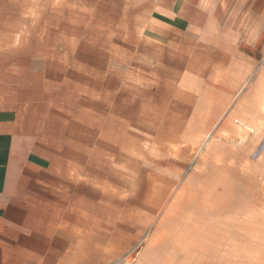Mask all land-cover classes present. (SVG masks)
Instances as JSON below:
<instances>
[{
  "label": "rangeland",
  "instance_id": "374dc122",
  "mask_svg": "<svg viewBox=\"0 0 264 264\" xmlns=\"http://www.w3.org/2000/svg\"><path fill=\"white\" fill-rule=\"evenodd\" d=\"M143 12L141 0H0V81L53 108L56 133L71 139L102 88L103 134L115 144L104 155L134 162L104 180L117 214L93 264H139L155 234L177 240L174 264H264V91L261 128L225 112L206 141L168 157V176L155 174L146 158L174 151L173 128L187 115L169 108L186 101L148 81L165 69L144 52Z\"/></svg>",
  "mask_w": 264,
  "mask_h": 264
},
{
  "label": "crops",
  "instance_id": "0c3cea01",
  "mask_svg": "<svg viewBox=\"0 0 264 264\" xmlns=\"http://www.w3.org/2000/svg\"><path fill=\"white\" fill-rule=\"evenodd\" d=\"M141 1L144 52L165 69L148 81L186 101L169 108L187 115L173 128L174 151L158 150L159 161L144 164L166 177L168 157L176 161L182 146L199 145L225 112L261 128L264 0ZM17 85L0 81V264H93L102 256L104 223L117 214L104 180L133 158L104 155L115 144L103 134L102 88L90 92L94 112L85 101L83 133L71 139L56 133L54 109ZM167 124L158 122L159 131ZM177 245L155 234L139 264H174Z\"/></svg>",
  "mask_w": 264,
  "mask_h": 264
},
{
  "label": "built area",
  "instance_id": "2783aa9c",
  "mask_svg": "<svg viewBox=\"0 0 264 264\" xmlns=\"http://www.w3.org/2000/svg\"><path fill=\"white\" fill-rule=\"evenodd\" d=\"M134 251H135V250H132V251L127 255V257L131 256V255L134 253ZM124 260H125V259H124ZM124 260H123V259L118 260V262H117V263L115 262L114 264H125V263H124Z\"/></svg>",
  "mask_w": 264,
  "mask_h": 264
}]
</instances>
